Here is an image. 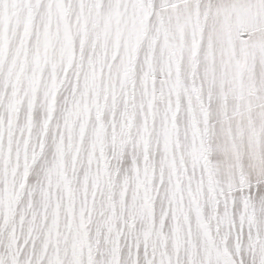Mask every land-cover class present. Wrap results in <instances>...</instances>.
<instances>
[{"label":"snow or ice","instance_id":"snow-or-ice-1","mask_svg":"<svg viewBox=\"0 0 264 264\" xmlns=\"http://www.w3.org/2000/svg\"><path fill=\"white\" fill-rule=\"evenodd\" d=\"M0 264H264V0H0Z\"/></svg>","mask_w":264,"mask_h":264}]
</instances>
